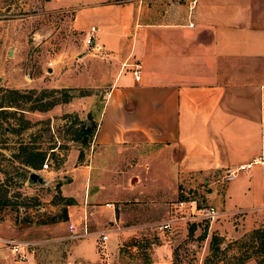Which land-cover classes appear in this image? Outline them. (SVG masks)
Wrapping results in <instances>:
<instances>
[{
	"label": "rangeland",
	"instance_id": "374dc122",
	"mask_svg": "<svg viewBox=\"0 0 264 264\" xmlns=\"http://www.w3.org/2000/svg\"><path fill=\"white\" fill-rule=\"evenodd\" d=\"M136 1L0 0V100L7 88L38 91L75 79L87 82L81 92L102 98L110 85L107 77L113 58L102 48L86 46L87 30L75 25L76 12L95 2L128 12L135 9ZM148 2L152 6V0ZM31 103L23 102L22 107ZM58 107H0V236L15 235L13 238L31 242L30 260H20L0 237V248L6 251L0 253V264L11 259L16 264H151L153 259L152 264H264V210H225L222 196L209 185L211 181L203 179L202 172L191 180L193 171L180 167L179 146L149 143L138 135L108 146L102 160L94 159L88 189L92 194L98 192L100 201L88 200L87 204H95L91 209L88 206V219L85 211L80 214V202L65 205L64 200L53 201L56 193L65 195L61 186L67 184L68 174L61 171L67 168L66 154L79 146L71 138L76 124H67L66 112ZM69 113L71 119L76 115ZM23 143L47 148L44 162L48 166L43 168L44 162L39 169L24 165L15 156ZM95 148L100 157L103 149ZM31 171H39L47 181L30 183ZM3 192L9 201H3ZM184 197L195 199L198 208L209 202L218 205L219 217L213 221L180 219L170 229L156 230L157 221L198 216L193 204L175 205ZM105 198L110 202L104 203ZM86 220L90 234L78 235ZM69 223L77 226L75 232L69 230ZM48 224L52 226L44 228ZM99 232L107 233L108 238L98 239ZM109 238L115 243L111 250L105 247Z\"/></svg>",
	"mask_w": 264,
	"mask_h": 264
},
{
	"label": "crops",
	"instance_id": "0c3cea01",
	"mask_svg": "<svg viewBox=\"0 0 264 264\" xmlns=\"http://www.w3.org/2000/svg\"><path fill=\"white\" fill-rule=\"evenodd\" d=\"M183 1L152 0L149 7L146 0H137L128 12L95 2L76 12L79 29L96 28L92 47L113 58L102 98L84 93L55 104L95 124L89 151L78 161L79 149L71 148L61 171L68 174L62 193L80 202L86 218L88 206H95L88 200L100 201L98 192L88 189L94 159L102 160L108 146L133 135L179 146L180 167L202 172L207 181L219 167L261 156L262 162L215 193L227 211L264 210V0ZM137 59L143 64L139 80L127 66ZM86 83L75 79L58 86L80 88ZM95 147L103 149L100 157ZM84 227L88 230L87 220L81 231ZM111 239L108 250L115 246Z\"/></svg>",
	"mask_w": 264,
	"mask_h": 264
},
{
	"label": "trees",
	"instance_id": "16d2710c",
	"mask_svg": "<svg viewBox=\"0 0 264 264\" xmlns=\"http://www.w3.org/2000/svg\"><path fill=\"white\" fill-rule=\"evenodd\" d=\"M32 94H35L34 96ZM78 94H84L81 92L80 88L77 87H43L40 90H36V88L29 89H18V88H7L5 90V95L2 100H0V107L3 106H15L18 108H24L28 110H47L51 108L53 105L66 102L70 100L73 96ZM7 100V101H4ZM31 100V105L27 108L22 107L23 102H27ZM3 110V109H0ZM71 113H66L64 118H67L66 123L69 125L76 124V127L72 132V139L79 142V153H78V161H81L85 154V149L89 148L91 143V138L94 134L95 124L90 121L87 123L86 120L80 119L77 115L74 118H69ZM49 148H54V146H49ZM47 148H42L40 146L35 145L34 143H23L19 147V153H16V157H20V161L27 166L32 168L39 169L41 168L42 163L47 155ZM60 182H58V188L60 186ZM2 199L4 202L10 199L6 197V192L2 193ZM56 199L64 200V204H72L75 202V199L72 196H65L61 193L58 195H54L53 201L57 202ZM24 204V201H22ZM64 218H67V211L64 208ZM52 221H55V218H51ZM42 223L48 222V220L40 221ZM194 228V224H192L191 229ZM206 234V229L203 232L204 236ZM243 261H239L237 264L242 263Z\"/></svg>",
	"mask_w": 264,
	"mask_h": 264
},
{
	"label": "built area",
	"instance_id": "2783aa9c",
	"mask_svg": "<svg viewBox=\"0 0 264 264\" xmlns=\"http://www.w3.org/2000/svg\"><path fill=\"white\" fill-rule=\"evenodd\" d=\"M195 2V0H192ZM95 26H90V28L86 31V35L84 37L85 44L92 45L94 43V36H95ZM50 64V62H49ZM126 64V63H124ZM127 66L130 67L132 74L136 80H139L141 78V73L143 69V64L140 60H133L131 62L127 63ZM262 162V157H255L249 161L238 163L236 165H230V166H222L219 167V169H216L213 171L210 175H208V181L211 183L210 186L213 184L215 187V191L218 192V190H222L230 181L235 179L241 172L248 171L250 168L253 167L254 164ZM48 163L45 161L43 163V168L47 167ZM191 180L199 176V172H192L191 173ZM203 179H205V175H203ZM187 193L185 192V196ZM186 204H193L194 209L197 210L198 216L195 217H188L189 215H181L179 217L169 218L162 221L155 222V229L158 231H165L167 229L171 228V224L174 221H178L180 219L185 220H196L194 218L200 217L202 218H208L211 221L219 217L220 214V208L213 204L212 202H209L206 206L197 207V202L195 199L191 198L187 200L185 197L178 199L175 205H179V207H183ZM107 205H110L107 203ZM112 205V203H111ZM242 211L241 209H235L234 213ZM69 230L72 232L76 231V228L73 223H69ZM90 234V232L87 230L86 227H84L83 231L80 232L78 235H86ZM98 239L100 240H106L108 238V234L105 232H99L98 233ZM5 243L8 244L11 252L13 255H15L16 259H30V251L28 249L29 245L31 244L30 241L27 240H19L13 237L10 238H4Z\"/></svg>",
	"mask_w": 264,
	"mask_h": 264
},
{
	"label": "water",
	"instance_id": "95a60500",
	"mask_svg": "<svg viewBox=\"0 0 264 264\" xmlns=\"http://www.w3.org/2000/svg\"><path fill=\"white\" fill-rule=\"evenodd\" d=\"M11 53V51H9ZM28 181L30 183H45L47 180L43 177V175L39 171H31L28 176Z\"/></svg>",
	"mask_w": 264,
	"mask_h": 264
}]
</instances>
